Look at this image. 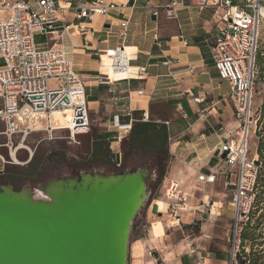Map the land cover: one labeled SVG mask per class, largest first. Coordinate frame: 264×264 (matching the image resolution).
I'll use <instances>...</instances> for the list:
<instances>
[{
	"label": "crops",
	"instance_id": "crops-1",
	"mask_svg": "<svg viewBox=\"0 0 264 264\" xmlns=\"http://www.w3.org/2000/svg\"><path fill=\"white\" fill-rule=\"evenodd\" d=\"M91 1L58 0L59 6L68 8L61 14L66 29L53 32L47 40L69 52L86 85L92 128L89 134L79 136V146L86 147L79 150V160L91 172L110 174L126 164V169L150 171L132 165L158 156V149L144 145L147 136L139 132L142 125L153 124L148 133L161 130L168 141L164 188L171 182L181 184L187 198L183 212L191 210L197 200L205 203L198 192L213 187L207 178L218 174L220 141L235 138L240 129L231 85L221 79L213 59L217 9H200L192 0H184L168 14L166 6L171 0H112L119 8L109 16L78 21L73 8L78 2ZM123 46L132 48L131 64L144 68V77L103 84L100 56ZM43 120L32 122L36 132L44 127ZM4 131L0 121V149L6 140ZM9 165L15 164L8 163L0 150V185L17 186L24 177L9 173ZM175 237L164 229L161 243L171 247L170 255H179V264H194L190 252H179L184 241L177 243Z\"/></svg>",
	"mask_w": 264,
	"mask_h": 264
},
{
	"label": "built area",
	"instance_id": "built-area-1",
	"mask_svg": "<svg viewBox=\"0 0 264 264\" xmlns=\"http://www.w3.org/2000/svg\"><path fill=\"white\" fill-rule=\"evenodd\" d=\"M184 0H171L166 6L168 14ZM200 8L213 7L215 15L213 59L221 79L231 85V99L239 132L220 141L217 149L218 174L207 178L215 183L217 176H228L232 186L230 204L233 222L229 241L231 260L228 264H241L242 236L256 211V195L260 168L257 158L249 157L248 139L254 127L253 104L258 79L257 58L260 29L264 23V0L234 5L232 0H192ZM119 6L112 0L78 2L73 14L78 21L93 22L107 17ZM68 8L58 0H0V121L5 125L3 135L6 146L16 138L24 142L37 130L32 122L44 119L40 130L52 133L68 131L70 141L80 145L78 136L91 132L86 85L72 63L69 52L57 44L36 43V36L50 37L55 31L66 29L61 14ZM158 16V12L155 13ZM123 22L122 26L126 27ZM80 30L82 27H79ZM108 57L109 69L120 77H112L100 70L101 82L113 84L143 78L146 70L135 68L133 55L126 47H117L100 56ZM233 180V179H232ZM172 211L183 209L186 194L178 182H171L166 191ZM252 226V224H250Z\"/></svg>",
	"mask_w": 264,
	"mask_h": 264
},
{
	"label": "water",
	"instance_id": "water-1",
	"mask_svg": "<svg viewBox=\"0 0 264 264\" xmlns=\"http://www.w3.org/2000/svg\"><path fill=\"white\" fill-rule=\"evenodd\" d=\"M155 175L83 171L16 191L0 185V264H129Z\"/></svg>",
	"mask_w": 264,
	"mask_h": 264
},
{
	"label": "rangeland",
	"instance_id": "rangeland-1",
	"mask_svg": "<svg viewBox=\"0 0 264 264\" xmlns=\"http://www.w3.org/2000/svg\"><path fill=\"white\" fill-rule=\"evenodd\" d=\"M235 1L237 5L242 6L253 0ZM47 40L50 41V37L36 36L37 44H44ZM257 68L258 79L253 104L254 127L248 139V148L249 157H256L258 160L261 182L256 195V211L253 212L250 220L252 226L248 224L246 230H251L256 239L254 242L244 243L243 259L248 264H250L248 255L251 253V247H254L256 252H260L258 264H264V158L262 160L258 153L262 148L261 156L264 157V23L260 29ZM69 137L68 131L58 130L48 133L41 130L24 142L16 138L9 147L6 146L7 140H4L1 144V153L8 163L15 164L9 165V173L24 177V181L17 185V188L21 189L30 184L35 191H38L39 185L51 179L87 171L85 169L87 164L79 160L81 159L79 150H85L86 147L71 143ZM77 138L79 140V136ZM17 148H21L16 152L20 164H16L11 158V152ZM31 155L33 159L27 163ZM125 167L127 164L117 168L115 172L123 171ZM132 167L148 168L155 175L150 187L157 183L160 171L155 160L144 159L136 164L134 162ZM226 181H234V177L229 174L226 180L225 175L217 176L212 188L198 192L199 198L202 197L205 203L197 200L187 212H183V209L174 211L171 207L169 209L168 205L171 201L166 195L164 180L155 192L150 188V199L133 224L129 264H179V255L173 257L168 253L171 247L165 248L161 239H153V226L158 222L163 224L167 233L175 234L174 240L177 243L184 241V246L179 252H190L194 264H228L231 260L229 236L233 222V208L230 204L232 186H226ZM160 202L164 205L159 206Z\"/></svg>",
	"mask_w": 264,
	"mask_h": 264
},
{
	"label": "trees",
	"instance_id": "trees-1",
	"mask_svg": "<svg viewBox=\"0 0 264 264\" xmlns=\"http://www.w3.org/2000/svg\"><path fill=\"white\" fill-rule=\"evenodd\" d=\"M232 2H233L234 5H237L235 0H232ZM142 126H143V128H141V130L139 132H140V134H146V136H147V140H146L144 145H146V146H151L152 145V146H154V147H156L158 149V156L155 158V162H156L157 168L160 171V176L158 178L157 183L151 185V187H150L151 190L153 192H155L157 187L163 182L165 174H166V168H167L168 161H169V154H168V152L165 151V146L167 145L168 141H167V139L166 140L164 139V134H163V132L161 130L158 133H153V132L152 133H148V128L152 127L153 124L146 123V124H144ZM134 130H135V127L132 128L131 136L134 133ZM129 140H130V142H128V143H129L130 146H132L133 145L132 144V140L131 139H129ZM258 153H259L260 157L263 160L264 157L261 156L262 155V148H260L258 150ZM260 182H261V176L259 177L258 184H260ZM242 241H243L242 255H244V251H245L244 243L247 242V241H250V242L256 241V239L254 238V234L252 233L251 230L244 232V234L242 236ZM248 256H249V258L251 260V261L249 260L250 264H258V262L260 260V252H256L254 247H251V253ZM243 257L244 256H242L240 258L241 264H248L243 259Z\"/></svg>",
	"mask_w": 264,
	"mask_h": 264
},
{
	"label": "bare ground",
	"instance_id": "bare-ground-1",
	"mask_svg": "<svg viewBox=\"0 0 264 264\" xmlns=\"http://www.w3.org/2000/svg\"><path fill=\"white\" fill-rule=\"evenodd\" d=\"M262 13L264 14V11ZM2 16H3V14H2V12H0V18H2ZM127 52H129V54H132V52H133L132 48L131 49L127 48ZM109 64H110V61H109L108 57H103V65L100 64V66H99L100 70L102 72L106 73V74H109L112 77H120L121 74H115L114 72H112L109 69ZM19 149H21V148H17L16 150L11 152V158L16 164H20V162H19V160L17 159V156H16V152ZM162 205H164V204L162 202H160L159 206H162ZM163 234H164L163 224L160 223V222L154 223V226H153V239L154 240L161 239L163 237Z\"/></svg>",
	"mask_w": 264,
	"mask_h": 264
},
{
	"label": "flooded vegetation",
	"instance_id": "flooded-vegetation-1",
	"mask_svg": "<svg viewBox=\"0 0 264 264\" xmlns=\"http://www.w3.org/2000/svg\"><path fill=\"white\" fill-rule=\"evenodd\" d=\"M79 172H77L76 174H72V175H77ZM13 187H14V189L16 190V191H19L20 189H18L17 188V186L16 185H12Z\"/></svg>",
	"mask_w": 264,
	"mask_h": 264
}]
</instances>
